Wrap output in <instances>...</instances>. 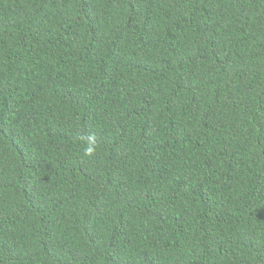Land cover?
Instances as JSON below:
<instances>
[{"label":"trees","instance_id":"16d2710c","mask_svg":"<svg viewBox=\"0 0 264 264\" xmlns=\"http://www.w3.org/2000/svg\"><path fill=\"white\" fill-rule=\"evenodd\" d=\"M0 264H264V0H0Z\"/></svg>","mask_w":264,"mask_h":264}]
</instances>
